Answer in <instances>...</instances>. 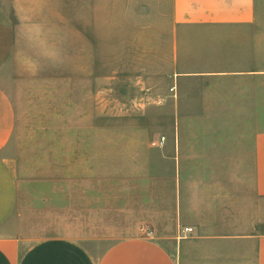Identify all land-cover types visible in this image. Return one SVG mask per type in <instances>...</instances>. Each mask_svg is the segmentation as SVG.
<instances>
[{
  "label": "crops",
  "instance_id": "obj_1",
  "mask_svg": "<svg viewBox=\"0 0 264 264\" xmlns=\"http://www.w3.org/2000/svg\"><path fill=\"white\" fill-rule=\"evenodd\" d=\"M97 71L120 131L165 138L142 159L153 234L103 249L11 156L17 89L89 99ZM0 264H264V0H0Z\"/></svg>",
  "mask_w": 264,
  "mask_h": 264
},
{
  "label": "rangeland",
  "instance_id": "obj_2",
  "mask_svg": "<svg viewBox=\"0 0 264 264\" xmlns=\"http://www.w3.org/2000/svg\"><path fill=\"white\" fill-rule=\"evenodd\" d=\"M96 85L89 99L71 80L35 79L17 89L11 156L37 204L63 207L79 236L99 240L103 249L153 234L137 220L148 202L142 196L144 147L155 145L144 131L119 130L118 116H109L114 106L103 100L118 98L119 89H103L100 71Z\"/></svg>",
  "mask_w": 264,
  "mask_h": 264
},
{
  "label": "built area",
  "instance_id": "obj_3",
  "mask_svg": "<svg viewBox=\"0 0 264 264\" xmlns=\"http://www.w3.org/2000/svg\"><path fill=\"white\" fill-rule=\"evenodd\" d=\"M174 88H170V91H173ZM165 138L161 137L157 142H154L155 146H162V144L164 143ZM192 230V228H184L183 232H190Z\"/></svg>",
  "mask_w": 264,
  "mask_h": 264
}]
</instances>
